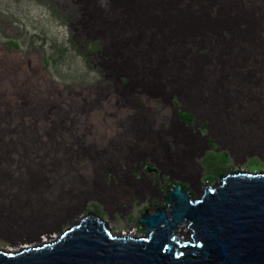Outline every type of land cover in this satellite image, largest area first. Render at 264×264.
Here are the masks:
<instances>
[{
	"label": "rangeland",
	"instance_id": "1",
	"mask_svg": "<svg viewBox=\"0 0 264 264\" xmlns=\"http://www.w3.org/2000/svg\"><path fill=\"white\" fill-rule=\"evenodd\" d=\"M138 1L140 0H0V171L4 173L3 176H0V222L10 219L11 222H18L16 216L23 212L22 208L25 205L22 194L24 181L31 183L33 189L31 193H33L38 188L45 187L48 182L53 183L55 179L59 182L61 178H64L71 183L74 182V185L69 189L66 196L49 205L51 209L50 218L54 211L67 206L71 209V216L62 221L54 230L51 229V233L47 235L41 233L45 239L51 240L57 237L60 235V228L65 229L72 222L79 220V212L84 208L85 213L91 210L100 211L101 216L112 223L114 230L117 229L116 231L126 233L133 231L138 236L140 233H145L140 229L137 231L135 227L138 225V217L140 218V215L144 213L148 201L152 197L146 193L143 194L144 196L142 194H132L130 185L137 182L138 184L147 183L146 185L151 187L154 180H158L161 186L167 187V185L183 179L174 176L161 167L155 158H148L145 162L149 165L146 171L148 173L145 174L144 171V176L140 181L126 177L123 179L122 185L114 189V195L116 198L118 197L119 202L128 205L139 204L136 208H133L131 212L132 221L130 220L129 223L120 219L114 220L113 217L103 211L102 204L91 200L94 198L104 200V198L88 194L91 190L88 184L99 179L98 177L103 175L107 168H104L102 159H111L104 156L103 153L107 151L102 146L113 140L109 138L107 141L105 132H132L134 118H139L137 113L142 115V113H145L143 109L146 108V115L154 117L163 114V109L168 106V101H164L162 98L164 96L148 93L143 85L147 82L144 75L149 76L150 72H154L157 66L154 58H152V52H155L154 47L157 43L155 35L164 39L169 38L171 34L170 32L161 31L160 34L155 33L149 36V32L152 31L149 25V30L143 28L142 25L140 26V24L138 25L139 29H137L130 21L131 18H129L128 13L136 9ZM143 1L145 0H141V2ZM150 1L146 0L148 3ZM162 1L167 2L168 0ZM183 1L186 0H170L164 7L168 4L169 6L165 9H169L172 16H177L175 14L176 5H181ZM203 1L207 0H196L198 10H201L197 14L202 13V15L209 17L215 15L217 11L214 10V7L210 6L211 10H205ZM242 1L244 2V0H239V3L245 6L249 4L248 0H246V4ZM251 1L252 3L264 2V0ZM185 7H188V11H191L192 8L195 9L193 3L186 4ZM185 7L179 6L182 10H185ZM147 11L149 14L150 11L148 9ZM146 17H150V14ZM162 21L165 20L162 19ZM133 27L137 31L135 29L131 30ZM173 32L179 34L178 28L174 27ZM113 37L116 38V41L112 40ZM197 39L195 38L196 41ZM200 39L202 42L205 40L203 37ZM195 40L191 47L177 40H175L177 43L173 42L171 46H167L163 50L167 56L163 59L166 66L173 65L185 69L189 65L188 60L192 63H199L200 60L193 55L195 51L200 56L211 54V49L208 48L206 43H203V47L197 42L194 43ZM234 42L238 44L236 40ZM91 44H94V46H91ZM180 47L183 50L180 51ZM14 53H17L18 62L9 56ZM258 57L255 58L257 63L252 65L253 68L248 66L250 59L245 57L242 62L244 66L241 64L243 68L239 66L242 68V70L239 68V71H244V73L250 71L253 74L254 70L261 65L258 69L260 72V74L258 72V75L261 76L264 62L261 61L260 57V60H258ZM120 63H123L124 66L117 71L116 65ZM204 67L209 69V73L212 75L210 78L213 81L216 79L217 74L221 75L219 70L223 68L222 63H217L214 59L212 60L211 69L206 64H204ZM117 73L121 76H117ZM52 79L64 87H56L52 84ZM261 79L260 77L257 80L258 82L256 81L255 92L259 93L258 95L253 94L251 91L248 93L249 90L241 91V88L237 87L244 83H247L246 88L251 87L252 79L243 82L232 80L233 82L230 83L228 89L225 90V85H223L220 90L222 92L227 91L225 95L228 99L236 100L237 104L241 102L243 107L240 109H243L246 103H252L257 104L258 110L264 112V98L262 94L260 95L263 86ZM118 80L131 82L132 85L130 88L120 87L118 86ZM195 80L194 78L193 81ZM138 87L142 90L139 94L141 96L135 97L134 93ZM253 89L254 85L251 90L253 91ZM208 93L210 92L207 90L202 91V99L205 102L210 99V96L209 98L206 96ZM172 95H174V101L176 102L177 96ZM23 98H26L25 101L32 103L30 107L29 105L23 106L25 102L22 100ZM175 105L179 107L177 102ZM183 107L186 108L185 104H183ZM88 108L90 111L87 112ZM53 110H56L55 113H57L56 121L55 123H49L46 117L52 115ZM187 111L191 114L194 113L188 109ZM209 113L211 114V111ZM63 114H73V116L83 118L82 124L70 125V127L80 128L81 132L85 133L60 132V130L59 132H52L57 123L56 128L62 129V122L66 120L62 119ZM258 116V121L256 120L260 125L259 132H257L258 139L264 144V114L261 112ZM192 118V120H197L198 124L208 125V128L212 129L213 116L204 121L194 116ZM25 119L31 120V123H21ZM129 121L131 125L123 131L125 122ZM181 122H183L182 118ZM184 130L187 131L185 132L187 137H192L201 143V150L194 158L195 163L199 166L197 170L198 179L196 180V182H200L199 191H196L195 187L192 186L195 191L193 197L197 193L201 195L207 185L219 183L222 176L228 172L234 170L264 171L263 153H252L240 157L233 149L225 146L219 135L213 131L202 132L204 138L210 136L208 139L209 144L211 141L214 142L212 147L209 145L210 149L208 150L205 139L197 135L199 132H190L186 128ZM88 132H91L92 136L88 137ZM99 135H102V138ZM101 140L104 142L102 143ZM86 142H92L94 145L92 155H89L86 146H84ZM25 147L27 149L30 147L32 150L30 153L33 152V155L24 156ZM167 148L170 153L177 151V147L173 142H167ZM83 150L87 152H83ZM214 153L228 154L229 159L222 165L211 164L212 160L215 159ZM17 154H20L21 157ZM76 154L82 157H70L71 155L76 156ZM87 156L94 162L91 164V173L85 169L88 167L86 162L76 164L77 171L72 174L64 173L57 176L49 172L47 174L44 169L47 168V162L71 158L78 159ZM254 159H258L259 163L255 162L254 165L251 162ZM148 160L151 162H148ZM26 161L31 162L27 171L22 169L23 166H19L18 169H20L16 171L8 168L14 162L24 163ZM93 166L96 168L94 169ZM111 169L115 168L111 167ZM42 174L46 175L47 179L43 178ZM132 174H138V172L133 171L128 176H132ZM108 194L112 193L108 191ZM100 196L109 197L106 192L100 194ZM157 199L167 206L166 199L161 193L157 195ZM113 213L116 215L117 211L111 214ZM11 222L8 225L0 224V233L6 235L5 238L0 236V249L15 250L20 245L11 246L5 241V239L8 240L10 237L13 238L19 234V227ZM43 237L40 240H43ZM38 242L39 240L32 238L31 242L25 243L37 244Z\"/></svg>",
	"mask_w": 264,
	"mask_h": 264
},
{
	"label": "bare ground",
	"instance_id": "2",
	"mask_svg": "<svg viewBox=\"0 0 264 264\" xmlns=\"http://www.w3.org/2000/svg\"><path fill=\"white\" fill-rule=\"evenodd\" d=\"M207 1L210 3V6L212 8L214 7V10L217 11L212 17L202 15V13L197 14L201 10H198L196 0H186L183 1L181 5L177 4L178 6L176 5L175 8V14L177 16H172L171 11L169 9H165L169 6L168 4L164 7V5L170 2V0L167 2L162 0H151L150 3L145 0L143 1L144 4L140 0L137 3L136 9L128 13L129 18H131L130 21L137 27V29H139V24L140 26L142 25L143 28H147V30H149L148 25L150 26L152 31L149 32V36L161 31L170 32L171 34L169 38L164 39L155 35L157 43L154 47L155 52H152V58H154L157 66L156 70L154 72H150L149 76L144 75L147 82L143 85L148 93L152 95L164 96L162 98L164 101H168V106L163 109V114H158L154 117H150L148 114L146 115V108L143 109L145 113H142V115L137 113L139 118H134L135 122L132 125V132L124 131V129L127 130L131 125L130 121L127 123L125 122L123 126L124 132H105L106 136L109 134L107 138L103 135L105 136V139H107V141L109 138L113 140L108 141L106 145L104 144L101 146L107 151L103 152L104 156L110 157L111 159H102L104 161V168H107L104 174L98 177L99 179H94V182H90L88 184V187L91 188L88 194L104 198V200H100L98 198L91 200L102 204L104 207L103 211L110 217H113L114 220L120 219L129 223L132 217L131 212L133 211V208H136L139 204L134 203L128 205L119 202L117 199L118 197L116 198L114 195V189L117 186H121L123 179L126 177H130L135 181H140L144 176V171L146 172L149 167V165L145 163L148 158H155L156 162L161 167L168 170L174 176L183 178L175 183L167 185V187L161 186L158 180H154L151 187L146 185L147 183L138 184L137 182V184L135 183L134 185H130L132 194L145 195L146 193L150 194V197H152V199H149L144 213L140 215V218L138 217V225L135 226L137 231H139V229L141 230L142 223L147 218H151L156 213H161L162 211H164L169 222L172 220V216L169 211L173 209L174 204H167V206H165L164 203H161L157 199V195L159 193H161L166 199L168 193L173 191L174 187H181L183 192H190V203L192 205L201 203L204 200L205 191L201 195L197 193L196 196L193 197L195 195V191L192 188V186H194L195 190L199 191L200 182H196L198 179L197 170L199 169V166L195 163L194 158L201 150V143L192 137H187V134L185 133L187 131L184 130L185 128L190 132H199L197 135L201 138H204L203 133L206 131L215 132L222 139L223 144L233 149L240 157L252 153L261 152L264 154V144L260 141V139H258L257 133L259 132L260 125L256 122L258 114L261 112L264 114L263 110H258V105L252 103H246L244 108L240 109L243 107L241 102L237 104L236 100L228 99L225 95L227 91L222 92L220 90L223 85H225V90L228 89L230 83L235 80L243 82L244 80L252 79L251 84L252 86L254 85L253 91L251 90L252 86L246 88L247 83L237 87H240L241 91L249 90L248 93L251 91L254 94L256 93L255 88L257 87L256 81L261 77L263 86L259 82L262 86L260 95L262 94L264 98V93H262L264 91V69L261 70V76L258 75V69L261 65L257 64L259 67L257 66L258 68L254 70L253 74H251L250 71H246L245 73L244 71H239V66H241L245 57L250 59L249 64L247 63L249 67L256 65L257 62L255 61V58H257V56H259L261 61L264 62V2H260L258 0V3H252L251 0H248L249 4H246V0H244L245 3L243 1L242 2L246 4L245 6L242 3H239V0ZM191 3L194 4L195 9L192 8L191 11H188V7L185 6L186 4L190 5ZM179 6L185 7V10H182ZM147 9L150 11V17H146V15H149ZM206 9L207 8H205V10ZM162 19L165 21H162ZM174 27L178 28L179 34H174ZM134 29V27L133 29L131 28V30ZM135 31L137 30L135 29ZM199 37L205 38L206 45L211 49V54L200 56L198 52L195 51L193 55L200 60L199 63H192L189 60V65L187 67L185 66V69L177 68L173 65L169 67L166 66L163 59L167 56L163 50L167 46H171L172 43L177 40L183 42L184 45L191 47L195 38ZM113 39L116 41V38L113 37L112 40ZM235 40L238 44H235ZM194 43H196V40ZM181 50H183L182 47H180V51ZM214 53H219V57L216 59V62L222 63L223 68L219 70L221 75L215 74L216 79L213 81V79L210 78L212 75L209 73V69L204 67V64L208 65L211 69ZM9 56L11 59H15L18 62L17 53ZM259 57L258 60H260ZM123 66V63L116 65L117 71L120 68H123ZM242 66H244V64H242ZM253 67L254 66L251 68ZM242 68L240 69L242 70ZM117 76L120 77L121 74L117 73ZM194 78L196 79L195 81H193ZM118 81V86L120 87L130 88L132 85L131 82H123L121 80ZM125 83H127V85H125ZM52 84L56 87H64L55 80L52 81ZM199 87L201 88L199 89ZM203 90L210 92L206 94L208 98L210 96V99H208L207 102L202 99ZM140 92L141 91L135 90L136 94H140ZM172 94L177 96L176 102L179 107L175 105L176 102L174 101V95ZM258 94L259 93H256V95ZM260 97L262 98V96ZM183 104H185L186 108L183 107ZM187 109L193 111L194 113L191 114L187 111ZM210 111L211 114L209 113ZM181 114L201 118L203 121L208 120L211 116H213L214 119L211 121L212 129L208 128V125L202 126L201 124H198L195 119L188 120L187 122H184L183 120V122H181ZM62 123V129L56 128L58 125L57 123L55 124L56 127L52 132H59V130L60 132H81L80 128L70 127V125H76L77 123L69 121H63ZM240 123H242V125H240ZM87 136H92L91 132H88ZM99 136L102 138V135ZM209 137L210 136L208 135L204 138L206 145L208 146V150L210 149L208 143ZM103 142L104 141H102V143ZM167 142H173L176 145L177 151L175 153H170L168 151ZM84 146H86L89 155H92V149H94L92 142H86ZM26 149L27 148L25 147L24 156L33 155V152L30 153L32 151L30 147L29 149ZM87 151L83 150V152ZM70 157L76 158L82 156L76 154V156L71 155ZM79 162L88 163V167L85 169L89 172L92 170L91 164L94 162L89 156L78 159L71 158L47 162V168L44 169L46 170V173L49 172L54 175L56 174L57 176H59L58 174L64 173L72 174L77 171L75 165ZM148 162L151 161L148 160ZM29 163L31 162H14V164L9 165L8 168L16 171L20 169H18L19 166H23L22 169L27 171L28 168H30ZM111 167L115 169L112 170ZM93 168L95 169L96 167L93 166ZM133 171L138 172V174L128 176ZM128 172L130 173L128 174ZM147 173L148 172L145 174ZM3 175L4 173L0 171V176ZM42 176L47 179L46 175L42 174ZM235 176H247L262 179L264 178V171L252 172L248 170H234L228 172L226 175H223L219 183L215 185L209 184L205 187V189L209 188L211 193H216L217 187L224 189L225 179ZM55 180L53 183L48 182L45 187H40L33 193H31V191H33L31 183L28 181L23 182L24 186H22L24 191L22 194L24 196L23 200L25 205L24 208H22L23 212L16 216L18 222H11V219L6 221L4 220L5 222H0V224L3 223V225H8L11 222L19 227V234L14 236V239L23 243H28L31 242L32 238H34L37 241L39 240V242L37 244L35 243L29 245L41 250L53 248L60 243L62 237L66 233L82 227L89 219H93L95 222L103 224L104 228L107 230L108 239L111 241L149 243L152 239L153 230L149 232L144 231V234L140 233L138 236H136L133 231L130 233L116 231L117 229L114 230L112 223L101 216L100 211L91 210L85 213V208L79 212V220L72 222L65 229L60 228V235L51 240L45 239L41 233H45V235L51 233V229L54 230L62 221L71 216V209L67 206L54 211L52 217L50 218L51 209L49 205L56 203L62 197L66 196L69 189L72 185H74V182L71 183L69 180H65L64 178H61L59 182ZM108 191L112 194H108ZM104 192L109 195L108 198L100 196V194H103ZM115 211H117L116 215H114L115 213L111 214ZM17 219L14 218L16 221ZM191 224L192 223L189 220H187V222L181 221L176 229V237L180 243H189L191 246H194L196 243L192 236L195 235V232L192 228H190ZM41 237H43V240H40Z\"/></svg>",
	"mask_w": 264,
	"mask_h": 264
},
{
	"label": "water",
	"instance_id": "3",
	"mask_svg": "<svg viewBox=\"0 0 264 264\" xmlns=\"http://www.w3.org/2000/svg\"><path fill=\"white\" fill-rule=\"evenodd\" d=\"M216 190L205 189L204 200L192 205L190 192L174 187L166 198L174 204L172 220L162 211L142 223L141 231L153 230L149 243L111 241L103 224L89 219L53 248L5 239L20 245L0 249V264H264V178L230 177ZM187 220L194 246L176 237Z\"/></svg>",
	"mask_w": 264,
	"mask_h": 264
},
{
	"label": "trees",
	"instance_id": "4",
	"mask_svg": "<svg viewBox=\"0 0 264 264\" xmlns=\"http://www.w3.org/2000/svg\"><path fill=\"white\" fill-rule=\"evenodd\" d=\"M203 6L205 7V8H207L208 10H211L210 9V4H209V2L208 1H203ZM201 37H199L198 39H197V43L198 44H201V45H203V43H206L205 42V40H204V42H202V40L200 39ZM91 46H94V44H91ZM203 47H204V45H203ZM209 52V51H208ZM207 52V53H208ZM206 53V54H207ZM214 56H213V59L216 61V59L219 57V53H214L213 54ZM188 60V59H187ZM189 61V60H188ZM138 91H141L142 92V90L138 87V89H137ZM144 94V93H143ZM134 95H135V97H140L141 95H139V94H136V93H134ZM22 100H26V98H23ZM23 103V102H22ZM31 104L32 103H30V101H25L24 103H23V106L25 107L26 105H29V107L31 106ZM33 108V107H32ZM31 108V109H32ZM88 111H90V109L88 108L87 109V112ZM56 112V110H53L52 111V115H49V116H47L46 118H47V121L49 122V123H53V122H55L56 120V114L57 113H55ZM63 117H62V119H66L65 121L66 122H74V123H77V124H79L80 125V123L82 124L83 123V118H80V116H73V114H63L62 115ZM58 117V116H57ZM181 118L184 120V122H187L188 120H192L193 118H192V116H189V115H184V114H181ZM53 121V122H52ZM24 122H26V124H29V123H31V120H29V119H25V120H22L21 121V123H24ZM80 127V126H79ZM79 134H84L85 132H78ZM214 144V142H210V146L212 147V145ZM214 157H215V159H213L212 160V163L211 164H218V165H222V164H224V163H226L227 162V160L229 159V155L228 154H215L214 153ZM253 164L255 163V162H258L259 163V160L258 159H254V160H252L251 161ZM255 165V164H254Z\"/></svg>",
	"mask_w": 264,
	"mask_h": 264
}]
</instances>
